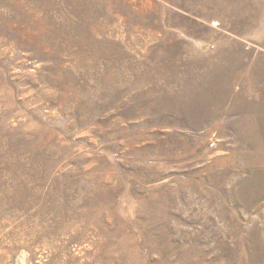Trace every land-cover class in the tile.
I'll list each match as a JSON object with an SVG mask.
<instances>
[{
    "label": "rangeland",
    "instance_id": "obj_1",
    "mask_svg": "<svg viewBox=\"0 0 264 264\" xmlns=\"http://www.w3.org/2000/svg\"><path fill=\"white\" fill-rule=\"evenodd\" d=\"M0 264H264V0H0Z\"/></svg>",
    "mask_w": 264,
    "mask_h": 264
}]
</instances>
